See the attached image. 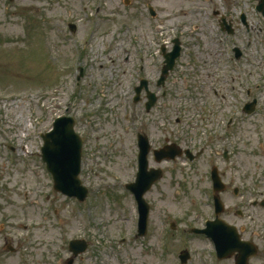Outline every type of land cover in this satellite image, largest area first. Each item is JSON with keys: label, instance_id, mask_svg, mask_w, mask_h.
I'll return each mask as SVG.
<instances>
[{"label": "rangeland", "instance_id": "obj_1", "mask_svg": "<svg viewBox=\"0 0 264 264\" xmlns=\"http://www.w3.org/2000/svg\"><path fill=\"white\" fill-rule=\"evenodd\" d=\"M254 7L246 0H0V264L63 262L76 238L90 243L76 264H181L184 250L192 256L188 264H210L209 244L190 231L213 216L205 205L213 166L241 191L224 195L225 205L254 213L233 211L226 219L264 221V212L241 198L250 189L264 191V109L252 117L243 112L241 81H252L250 101H264V88L255 90L264 83L258 26L264 21ZM221 10L246 12L252 31L221 33L214 15ZM176 39L182 57L158 88L162 49L172 50ZM233 45L243 54L241 74ZM143 78L160 98L151 111L145 97L134 102ZM65 116L84 140L83 203L54 190L41 157L42 136ZM138 132L157 147L169 138L205 152L203 161L162 166L165 177L148 196L147 238L136 236L137 205L123 191L136 179ZM224 150L232 153L229 161L218 156Z\"/></svg>", "mask_w": 264, "mask_h": 264}, {"label": "water", "instance_id": "obj_2", "mask_svg": "<svg viewBox=\"0 0 264 264\" xmlns=\"http://www.w3.org/2000/svg\"><path fill=\"white\" fill-rule=\"evenodd\" d=\"M258 11L264 15V0H260ZM174 51L166 55V67L163 70V77L161 83H164L166 76L174 69L176 60L181 55V43L179 40H175ZM152 101L155 103V97L152 96ZM153 102L149 106H153ZM45 139V147L43 149L44 161L48 164L50 171L52 172L56 181L55 188L59 192H62L70 197H78L81 201H84L87 197V189L81 186V182L78 179L81 169V139L74 132V122L72 119L63 118L57 120L54 125V130L48 134ZM146 140H141L142 152L140 155L141 170L139 174L138 183L131 185L128 188L135 194L139 203V209L141 214L140 222V234L144 235L147 232V223L149 217V206L144 200V195L149 189L151 184L161 177V173L154 174L147 173V151L145 150ZM175 148H167L166 152L177 154L178 151ZM221 183L218 179L216 184ZM221 223V222H219ZM217 241L218 247L226 244L227 232L220 228L217 234L214 236ZM85 250V246L82 249L76 250V255ZM188 254H184L183 260L187 261Z\"/></svg>", "mask_w": 264, "mask_h": 264}, {"label": "flooded vegetation", "instance_id": "obj_3", "mask_svg": "<svg viewBox=\"0 0 264 264\" xmlns=\"http://www.w3.org/2000/svg\"><path fill=\"white\" fill-rule=\"evenodd\" d=\"M230 18V17H229ZM228 22L232 25V27L237 28L238 30H240L241 25H239L241 23V19H228ZM236 26H235V23ZM200 153V150H199ZM227 152L224 153V158H229V155ZM203 155L200 153L199 154V159L200 157ZM154 154L151 156V167H154V164H156L155 162V158L153 157ZM222 177V174H220ZM232 193V195H234L235 197H238L241 193L240 188L238 187H229L227 185L225 191L221 194V198H224V195ZM210 193H212V198H210V202L205 203L206 206H210V205H214L213 200H214V188H212V191H210ZM252 194V195H251ZM244 199V204L246 203L248 205V207L252 206L255 209V212L259 210V208L264 212V208L261 206V201L264 200V191L259 189V188H255L254 189H250V191H246L244 192V197H241ZM214 211L216 212V209L214 208ZM235 215L238 216H243L245 217L246 215H251L254 214L252 212H245L243 210H240L239 208H235L234 210ZM233 211L231 210L230 207H225L222 210V219L229 225L231 226H235L237 227V231L239 233V235L241 236V240L243 242H246L247 245H245V247L236 250L230 257H226L225 258H220L219 256H217V254H215L213 256V250L216 248L215 243L213 241V239L207 234V233H213L214 231L217 230V228H215L216 224H211V222L215 221L216 214L214 212V215L212 216V218H207V220L210 221V225L205 229V224H203V226L199 227V242H206L209 244L210 246V250L208 251V257L211 260L210 264H264V221L258 220L256 221L255 217L253 216L252 219L254 220H250V223H245L243 225H238L235 222L231 223L229 222L226 217L231 216L233 214ZM200 231H206L205 233H202ZM208 237H207V236ZM253 249H256L253 253ZM58 261V260H57Z\"/></svg>", "mask_w": 264, "mask_h": 264}]
</instances>
